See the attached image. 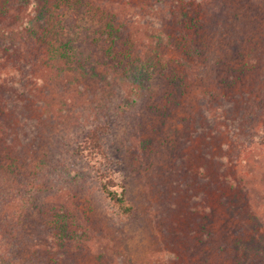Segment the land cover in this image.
Wrapping results in <instances>:
<instances>
[{"label": "trees", "instance_id": "trees-1", "mask_svg": "<svg viewBox=\"0 0 264 264\" xmlns=\"http://www.w3.org/2000/svg\"><path fill=\"white\" fill-rule=\"evenodd\" d=\"M135 1H0V257L8 261L4 264L13 263L9 259L11 241L18 235L27 234V222L35 217L47 224L46 241L58 250L64 245L70 246L71 242L79 244L77 227L84 220L72 207V197L81 192L84 194L86 190H91L92 196L98 194L106 199L123 219L132 213L133 207L124 193V182L120 185L123 178L114 172L101 138L117 127L107 116L110 104L119 100L117 97L136 92L147 100L146 108L153 113L159 112L157 116L161 115L164 120L172 117L176 108L180 113H191L192 109L184 107L187 98L175 93L179 87H190L198 79L209 85L212 78L213 91L203 90L202 82L195 89L201 92L197 103L210 105L206 106L209 109L202 108L204 110L199 114L203 115L202 119H206V115L212 117L211 112L219 113L223 116V124L220 122L217 126H223L232 139L246 140L251 135L249 146L255 140L259 146L264 145L263 101L240 99V91L233 90L243 83L250 70L248 66L256 59L252 57L246 61L249 56L234 47L229 54L220 51L221 58L213 57L212 51L207 52L212 50L213 44L205 41L204 27L197 15L202 10L212 9L211 0H197L195 9L191 5L182 8L183 5L177 4L183 1L173 0L172 4L175 6L176 3V6L171 5V10L167 1L164 15L158 16L163 22L155 20L156 15L151 11L154 7L149 2L148 11L143 14ZM167 10L173 16L170 23L167 22ZM79 11L88 18L81 24L85 25L87 36L84 41L81 38L77 41L70 33L81 26L74 17V12ZM190 13L193 15L189 16ZM177 19H181L184 34L191 28L197 35L185 39L178 47L172 42L171 35L163 34L160 28L173 22L178 25ZM206 28L213 30L212 26ZM85 45L89 46L86 52ZM91 50L98 54L96 58L90 57ZM172 50L175 58L167 56ZM197 59L199 65L196 67L193 63ZM230 59L232 64L228 63ZM200 63L202 69L199 70ZM219 66L227 72L221 78ZM131 75L146 80L152 76L161 79L160 84L169 91L166 94L171 107H161L152 97L153 92L141 91V84L132 81ZM207 78L210 81L206 82ZM160 84L150 86L158 91L163 89ZM48 85H56V89L62 90L64 97L57 103H53L54 97L47 102L41 99ZM222 89L226 91L224 94ZM74 104L75 108L72 107ZM234 104L238 108L236 112L230 109ZM128 107H125L126 112L138 115L133 112L134 107ZM71 111H74L72 115ZM120 118L123 119L122 115ZM191 121V117L184 119L185 128L180 131L191 134ZM37 132L50 135L41 136ZM220 148L207 169L190 166L191 175H197L198 180H204L213 188L222 186L235 194L255 192L261 183L238 173L235 178L225 175L229 167L232 169L245 162L250 147L242 145L238 154L228 153L226 147ZM224 180L226 183H222ZM116 188H121L120 192ZM224 192L219 194L222 202L217 197L216 202L220 207H226L228 213L237 211L240 228L235 231V236L221 233L219 237L214 230L216 226L211 225L203 234L211 236L213 247L224 251L230 264H264L262 214L247 206L242 209L241 204H245L242 199L233 202ZM40 200L42 203L47 201V208ZM23 206L26 209H21ZM214 216L210 217L212 222ZM250 221L252 225L258 222V229L249 231ZM225 228L218 227L217 231L222 232ZM196 250L201 257L200 251ZM141 259L139 264L174 262L171 252L156 254L151 251ZM200 260L196 259L194 263L200 264ZM47 264H58V261Z\"/></svg>", "mask_w": 264, "mask_h": 264}, {"label": "rangeland", "instance_id": "rangeland-1", "mask_svg": "<svg viewBox=\"0 0 264 264\" xmlns=\"http://www.w3.org/2000/svg\"><path fill=\"white\" fill-rule=\"evenodd\" d=\"M167 1H169L167 7L170 9L173 0H137L134 3L141 8V13L146 14L149 2V5L154 7L151 11L156 15L155 20L163 22L158 16L164 15ZM176 1H183L177 4L183 5L182 8L191 5L193 9L198 2ZM211 2L212 9L202 10L197 15L204 27L205 41L213 44L212 50L208 49L207 52L212 51L213 57L221 58L220 51L229 54L234 47L249 56L246 61L255 58V63L248 66L250 70L243 83L235 86L233 90L240 91L238 94L240 99L243 97L249 101L264 103V0H211ZM168 11L166 16H169L167 22L170 23L173 16ZM74 13L79 25L88 20L81 11ZM177 21L178 25L173 22L171 25L160 27L163 34L171 35L176 47L183 45L187 38L197 37L191 28L186 29L187 34H184L181 19ZM206 26H212L213 30L207 29ZM84 29L85 25H81L70 32L72 38L77 41L81 38L84 41L87 37ZM88 47V45L83 47L85 52ZM93 49L97 52L95 47ZM95 51L91 50L89 53L92 59L98 56ZM167 56L175 58L174 51L167 52ZM231 61L233 60L230 59L228 63L232 64ZM201 64L199 70L202 69ZM193 65L197 67L199 60H195ZM219 68L221 78L227 72L221 66ZM131 79L141 84L143 89L141 91L153 92L152 97L161 107L167 109L171 107L169 96L166 94V91H169L160 84L161 79L156 80L152 76L146 80L145 77L138 78L137 75H131ZM186 81L190 82V78ZM205 81H210V78ZM201 82L203 83L198 79L190 87L185 89L179 87V91L175 92L178 96L187 98L188 104L185 103L184 107L192 109L191 113H180L176 108L173 109L174 115L164 120L161 115L157 116L159 112H150L149 108H146L148 104L145 97L138 96L136 92L117 97L119 100L111 103L107 112L109 121L117 124V127L104 133L101 138L105 154L112 161L114 172L123 178L120 185L124 182V193L133 207L132 213L123 219L102 196L98 194L92 196L91 190H86L84 194L78 193L79 195L72 197V207L84 220L77 227L79 234L77 239H81V242L76 245L71 242L70 246L64 245L58 250L57 246H52L46 241L47 224H43L42 219L35 217L27 222L29 226L22 227L27 234L18 235L16 240L11 241L9 259L13 261L12 264H47L49 261H58V264H139L141 258L151 251L156 254L171 252L174 262L170 264H195V260L199 258L200 264H230L231 260L229 261L225 252L213 247L211 236L203 234V231L206 232L212 225L216 226L214 230L219 237L221 233H231L230 236H235V231L240 228V222L236 218L237 211L228 213L226 207L219 206V202H222L219 194L224 190L225 195L232 198L233 202L242 199V203H245L244 206L241 204L242 209L247 206L251 211L262 214L264 220V145L259 146L255 140L249 146L251 135L246 140L232 139L233 136L226 133L223 126L220 128L217 126L220 122L223 124L221 120L223 116L219 113L211 112L214 117L206 115V119L203 120V115L199 114H202L204 109H209L206 106L210 105L197 103L201 92L195 89ZM155 83H159L163 89L157 91V88L150 86ZM201 87L203 90L213 91L215 86L212 78L209 85L203 83ZM124 91L126 92V89ZM158 93L160 95L157 97ZM51 97H54L53 103H57L64 95L61 89H56V85H48L43 90L41 99L47 102ZM202 99L205 102L204 96ZM127 106L134 107L136 110L133 112H137L138 115L126 112ZM72 107L75 108L76 105ZM230 109L234 112L238 110L235 104ZM73 112L71 111L70 115ZM121 115L123 119L120 118ZM190 117L192 121L189 129L193 132L190 134L180 131L185 128L184 119ZM35 128L34 126L33 129ZM37 134L50 135L42 132ZM242 145L250 147L245 162H239L240 164H236L237 166L232 169L229 167L225 175L235 178L238 173L243 178H251L261 183L255 192L250 190L235 194L222 186L213 188L204 180H198L197 175H191L190 166L201 170L207 169L212 158L221 149L220 146L226 147L228 153L238 154ZM235 151L237 153H234ZM116 190L120 192L121 188ZM216 197L219 202H216ZM246 197L248 200H245ZM40 203L47 208V201L42 203L40 200ZM21 209H26V206ZM17 214L20 212L17 211ZM213 216L214 222L210 218ZM20 218H23V215ZM249 223L251 226L249 231L258 229L256 226L258 222L253 225L252 221ZM260 225L264 231V225ZM218 227L226 228L221 232L217 231ZM36 236H44V239ZM196 249L200 251L201 257L197 255ZM4 263L8 261L1 256L0 264Z\"/></svg>", "mask_w": 264, "mask_h": 264}]
</instances>
